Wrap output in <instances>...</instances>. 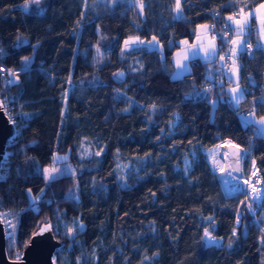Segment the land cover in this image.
I'll list each match as a JSON object with an SVG mask.
<instances>
[{"label": "trees", "instance_id": "16d2710c", "mask_svg": "<svg viewBox=\"0 0 264 264\" xmlns=\"http://www.w3.org/2000/svg\"><path fill=\"white\" fill-rule=\"evenodd\" d=\"M181 1L177 17L176 0H41L27 9L26 0H0V69L18 74L8 84L0 71V98L17 127L0 170V210L18 214L14 244L7 235L11 259L46 222L64 242L56 264H264L260 210L249 211L245 194H226L203 152L238 143L249 151L246 169L254 161L264 183V135L240 118L264 116L263 103L253 108L264 100V49L243 61L237 107L221 87L202 93L214 61L191 60V72L175 77L172 59L213 14L264 0ZM251 27L256 43L254 20ZM133 36L155 37L162 49L123 53ZM97 48L106 54L100 66ZM93 141L99 155L80 157V145ZM191 150L197 157L185 174ZM57 153L76 172L47 180ZM58 212L84 229L74 238L58 230ZM206 230L221 244L208 245Z\"/></svg>", "mask_w": 264, "mask_h": 264}, {"label": "rangeland", "instance_id": "374dc122", "mask_svg": "<svg viewBox=\"0 0 264 264\" xmlns=\"http://www.w3.org/2000/svg\"><path fill=\"white\" fill-rule=\"evenodd\" d=\"M137 1L138 0H136V2ZM141 4L142 3L138 2V6L140 8H141V6H140ZM175 14L177 17L182 16V14H183L182 13V1H181L180 13L178 14L177 11L175 10ZM208 34H209V32H208ZM132 40H135V43H130V45L128 47H125V41H132ZM125 41H124V44L122 47L123 53L126 51H130V50L134 49L135 47H144V48H148V49H160V50L162 49V46H161V44L157 38H155V39L151 38L150 40H147V39H142L138 36H133V37L127 38ZM216 46H217V43H216ZM105 56H106L105 52L102 49L97 48L95 55H94L93 62L97 66H100L103 64V62L105 60ZM30 63H31V59H27V60L25 59V61H24L25 67H28L30 65ZM15 82L16 81H13L11 83L7 82V83L13 84ZM9 99H10V102H12L11 100H13V99L12 98H9ZM2 102H3V100H2ZM6 105H8V104H6ZM215 107H216V103L213 104V108H215ZM177 118L178 117H176V119ZM173 124H176V120H175V122H173ZM92 143L93 144L90 143V144H87L86 146L83 144L80 145V152H79L80 157L90 156L91 152L93 150L96 153H100V151L102 149L101 143L99 141H93ZM219 145L215 148H212V149H204L203 152L206 153V156L208 157L209 162H210L214 172L217 174L219 180L221 181V184H222L226 194H229V195L235 194L237 192H240L239 181L240 180H244V181L248 180L251 176H253L255 171L257 170V168H256L257 166H256V163L254 161H252L250 170L246 169V167L244 165V161L248 158L249 151L247 149H245L246 150L245 155L240 157V160H239V163H240L239 170L234 171L232 166H231V162H229V163L226 162V157H227L226 155L227 154L225 155V154L221 153ZM54 157L55 158L67 157L66 160L56 159V160H54V162L51 166H48L45 168V169H52V168L57 169V171L54 173L55 177L62 175V174H74L76 172V166L73 163H71L70 161H68L69 156L67 154L66 155H60L57 153V154H55ZM196 157H197V152L195 150H191L183 158L182 166L180 167V169L185 174L190 173L192 166H193V162L195 161ZM45 169H44V175L46 178L47 173L45 172ZM261 177H262V174H261ZM47 180H49V179H47ZM39 198H40V196H39ZM31 200L34 201L35 199L31 198ZM259 201L260 202L258 203V205H256L255 214L257 213V210L259 209L261 213H260V215H258L257 220L264 230V196ZM245 202L247 203V207L249 209L248 202L246 200H245ZM0 213L3 214L4 219L3 218H1V219L5 224L6 233H7V235H9V238H10L9 241L11 244H14V242H15V231H16L17 222H18V214L12 210H8V211L0 210ZM251 213L253 214V212H251ZM57 228H58V230L62 231L63 233H66L71 238H74L75 236H77V234L79 232H81L84 229V226L80 223H77L75 220L69 222L62 212H58L57 213ZM208 234H209L208 236L205 235V241L208 245H211V244L220 245L221 244V241L216 240V242H215V239L212 237V235L209 232H208ZM70 249H71V245L68 246L67 251H69ZM16 251L17 252H16L15 260H18L21 258L23 252L20 253V252H18V250H16ZM61 251H63V249H61ZM54 264H56L55 261H54ZM62 264H67V261L63 259Z\"/></svg>", "mask_w": 264, "mask_h": 264}, {"label": "crops", "instance_id": "0c3cea01", "mask_svg": "<svg viewBox=\"0 0 264 264\" xmlns=\"http://www.w3.org/2000/svg\"><path fill=\"white\" fill-rule=\"evenodd\" d=\"M260 5H257L255 8L250 10L243 9L245 15L243 16V18L240 19L241 23L238 24L236 23V21L233 22L234 31L236 35V42H237L236 47L238 51H241L243 48V40L246 37V35H248L247 33L249 31L250 26L252 25L253 20L255 22L254 29L256 34L257 48L261 47L264 49V19H262V13L260 11H257ZM213 48L215 50V55H211V56L208 55L210 52L213 51ZM193 52L197 54L193 55ZM185 55H187L188 57L187 59H184ZM218 55L219 54L217 51L216 42L208 34V23L199 25L195 30L194 39L192 41L186 39L182 40L180 42L179 48L173 54L172 59L175 66L174 76L182 77L183 75L190 73L191 60L197 59L202 62H212L218 58ZM178 62L184 64L186 66V70L178 68ZM218 69L219 68L216 67L214 63L211 64L209 66V69L207 70L206 78L210 80L214 76V74L218 71ZM250 82L252 81L250 80ZM223 83L227 84L225 91L226 95H223V97L227 99L232 105L239 106V104L245 98V88L244 85L242 84L241 68L239 66H235L233 72L225 76ZM237 84L239 85V88L243 92V99L239 104L235 103L231 94V90L236 88ZM219 91L222 92L223 90H219ZM213 102L217 103V100L214 99L212 100V104H214ZM261 103L264 104L263 97L261 96L256 97L253 100V108L255 109L256 105ZM240 118L246 124H254L264 135V129H262L261 125L257 123L261 117H256L254 112L242 113L240 115ZM248 121H252V123H249Z\"/></svg>", "mask_w": 264, "mask_h": 264}, {"label": "built area", "instance_id": "2783aa9c", "mask_svg": "<svg viewBox=\"0 0 264 264\" xmlns=\"http://www.w3.org/2000/svg\"><path fill=\"white\" fill-rule=\"evenodd\" d=\"M244 15L245 12L241 11L240 9L235 10L233 14L229 16H223L220 12H217L212 15V19L208 23V32L213 40L217 43V50L219 55L218 58L214 60V65L219 69L210 80L203 84L202 91L205 95L210 93L217 87H221V90L226 91L227 84L223 83L225 76L231 74L235 66H239L240 68H242L244 59L253 58L254 51L257 48V43L252 42L248 38V35L253 31L251 26L247 33L248 35H246L243 40L242 50L238 51L236 47L237 42L233 22H235L236 20H240ZM229 17H235V19L229 20ZM233 41H235L236 43H233ZM13 73L15 72L3 68V80H7V82L16 81V76L13 75ZM244 88H246L245 84ZM256 168L257 170L255 171L254 175L251 176L248 180L239 181L240 185L242 184L247 190L245 193V200L249 204V210L253 213H255L256 205H258V203L260 202L259 200L263 197L260 195V193L264 192V183L261 177V172L260 170H258V167ZM253 188L255 189V191L253 190ZM239 217L237 222H239ZM0 218H3V214L1 213Z\"/></svg>", "mask_w": 264, "mask_h": 264}, {"label": "water", "instance_id": "95a60500", "mask_svg": "<svg viewBox=\"0 0 264 264\" xmlns=\"http://www.w3.org/2000/svg\"><path fill=\"white\" fill-rule=\"evenodd\" d=\"M0 102H2L1 98ZM16 136L17 127L7 115L3 105L0 107V170L6 153V146ZM219 147L221 153L229 156L233 170L237 171L240 167V157L246 153L245 148L231 140L224 141ZM246 191V188L241 184L240 193L245 194ZM63 245L64 242L56 238L51 224L44 222L32 234L28 245L23 250L21 258L18 260L11 259L7 253L5 224L0 218V264H54L55 252Z\"/></svg>", "mask_w": 264, "mask_h": 264}, {"label": "snow or ice", "instance_id": "6c2138e0", "mask_svg": "<svg viewBox=\"0 0 264 264\" xmlns=\"http://www.w3.org/2000/svg\"><path fill=\"white\" fill-rule=\"evenodd\" d=\"M41 2V0H26V4H25V9H27L29 7V5L31 3H34L36 5H39ZM141 8H143V5L141 4L140 5ZM175 10L177 11V13L179 14L180 11H181V0H176V3H175ZM241 11H243V9H241ZM257 11H260L262 13V19H264V4H261L259 6V9H257ZM235 17H229V20H234ZM236 23L240 24L241 21L240 20H236ZM206 27V26H205ZM138 39V38H137ZM153 39H155V37H153ZM130 43H135V40H132V41H125V47H128L130 45ZM151 43V42H150ZM233 43H236L235 41H233ZM197 53L193 52V55H196ZM208 55H215V50L213 48V51L210 52ZM187 55L184 56V59H187ZM27 60V58H26ZM178 68L180 69H185L186 70V66L182 63H179L178 62ZM0 71H2V69H0ZM13 75L17 76L18 77V74L16 73H13ZM12 81H9V83H11ZM231 94H232V98L233 100L235 101L236 104H239L241 102V100L243 99V92L241 91V89L239 88V85L237 84V87L232 89L231 90ZM215 103V102H213ZM255 103V102H254ZM2 102H0V107H2ZM251 115V114H250ZM249 123H252V121H248ZM259 125H261L262 129H264V116H262L260 118V120L257 122ZM231 143V142H229ZM97 155H99V153H97ZM56 159H64L66 160L67 157H63V158H55L54 157V160ZM239 170V169H237ZM57 171V169L55 168H52V169H45V172L47 173V179L51 180V179H54L55 176H54V173ZM253 190L255 191V189L253 188ZM30 191V190H29ZM261 196H264V192H261L260 193ZM259 198V197H257ZM205 235L208 236V232L207 230L205 231Z\"/></svg>", "mask_w": 264, "mask_h": 264}, {"label": "bare ground", "instance_id": "6f19581e", "mask_svg": "<svg viewBox=\"0 0 264 264\" xmlns=\"http://www.w3.org/2000/svg\"><path fill=\"white\" fill-rule=\"evenodd\" d=\"M226 155V154H225ZM227 157H226V162H230V158H229V156L228 155H226Z\"/></svg>", "mask_w": 264, "mask_h": 264}]
</instances>
